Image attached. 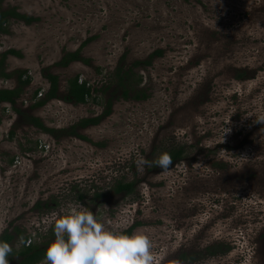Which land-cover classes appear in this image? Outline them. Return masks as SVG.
I'll return each mask as SVG.
<instances>
[{
	"label": "rangeland",
	"instance_id": "1",
	"mask_svg": "<svg viewBox=\"0 0 264 264\" xmlns=\"http://www.w3.org/2000/svg\"><path fill=\"white\" fill-rule=\"evenodd\" d=\"M3 5L35 18L30 24L11 19L8 33H0V54L18 52L6 56V71L31 77L14 106L0 103V223L14 234L9 264H18L25 235L36 244L52 239L48 221L73 203L107 228L145 232L153 251L164 255L161 264H264V4ZM78 49L86 61L59 65ZM157 49L162 54L150 64L132 68V82L141 77L148 97L123 98L116 66ZM47 73L58 76L59 95L35 106L49 88ZM76 74L97 89L85 103L62 98ZM15 86V76L0 78V88ZM109 97L108 115L77 128L83 138L62 131L103 113ZM28 116L54 133L29 124ZM171 144L186 146L182 159L167 169L154 165ZM118 181L135 182L133 191L116 193Z\"/></svg>",
	"mask_w": 264,
	"mask_h": 264
},
{
	"label": "trees",
	"instance_id": "2",
	"mask_svg": "<svg viewBox=\"0 0 264 264\" xmlns=\"http://www.w3.org/2000/svg\"><path fill=\"white\" fill-rule=\"evenodd\" d=\"M4 0H0V33H8V24L11 19L23 21L26 24L32 23L35 18L32 16L21 13L15 7H5L3 5ZM8 54L17 55L18 52L14 49H7L0 54V78H9L11 76H15L16 78V86L12 88H0V103H10L12 106L15 105L16 100L20 97L23 92V89L30 83L31 77L28 75L26 70H16L12 73L7 72L5 68V59ZM162 54V50L157 49L154 50L152 53L149 54L147 59L144 60H135L131 65L125 66L123 63L120 62L115 68L113 73V79L115 80V84L117 89L121 92V96L125 99H134V100H144L148 96L146 91L142 88H139V84L141 83V77L138 79V82H132V74L133 67L135 66H145L151 63V59L155 56H160ZM74 60H82L86 61L83 56L80 54V50H76L73 52H67L64 54L60 60L59 65L67 66L70 62ZM239 75H243L239 74ZM46 78L49 82V88L46 91L43 98L37 100L34 105L41 106L45 102L50 99L57 98L59 95V78L56 74L47 73ZM104 87H106L104 85ZM103 87V88H104ZM93 91H97L96 88H93L88 81L81 79L77 74L69 77L66 81V86L64 93L62 94V98L70 103L79 104L87 102L88 98H90L93 94ZM37 91H35L36 94ZM112 106V98H108L106 102V109L100 115H96L89 118H83L77 124H74L69 129H63L62 131L68 135H75L77 137L83 138L77 132V128H82L87 125L97 124L104 116L108 115L111 112ZM16 112L19 114L21 111L15 108ZM27 121L29 124L37 127L38 129L48 132L54 133L55 130L47 128L41 122L38 117L35 116H28ZM13 133V132H11ZM185 145H178L171 144L169 147L164 148L163 153H168L171 156L172 164L177 163L183 157V153L185 151ZM158 156L153 159V164H156ZM135 182H122L118 181L114 186V191L116 193L123 192V193H131L133 191V187ZM134 226H130L127 228L129 232L132 231ZM14 238V234L8 231L7 229L0 234V240H6L10 243ZM48 241L40 244H36L32 242L30 239V235H25L22 240V245L20 249L17 251L18 256V264H36L39 261L45 259V248L47 246ZM207 247L209 250L210 255H214L217 253L216 248L214 247ZM226 248L221 250V252H225Z\"/></svg>",
	"mask_w": 264,
	"mask_h": 264
},
{
	"label": "clouds",
	"instance_id": "3",
	"mask_svg": "<svg viewBox=\"0 0 264 264\" xmlns=\"http://www.w3.org/2000/svg\"><path fill=\"white\" fill-rule=\"evenodd\" d=\"M264 4V0H259ZM157 166L172 164L168 153H161ZM53 238L44 250L46 264H161L164 255L153 251L149 236L140 230L129 232L127 225L112 230L83 205L73 203L48 221ZM7 227L0 223V232ZM13 247L0 240V264H9Z\"/></svg>",
	"mask_w": 264,
	"mask_h": 264
}]
</instances>
